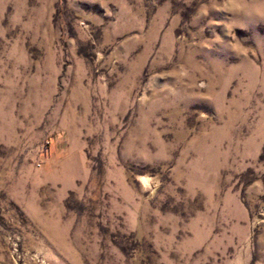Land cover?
Returning <instances> with one entry per match:
<instances>
[{"label": "rangeland", "instance_id": "obj_1", "mask_svg": "<svg viewBox=\"0 0 264 264\" xmlns=\"http://www.w3.org/2000/svg\"><path fill=\"white\" fill-rule=\"evenodd\" d=\"M0 264H264V0H0Z\"/></svg>", "mask_w": 264, "mask_h": 264}]
</instances>
